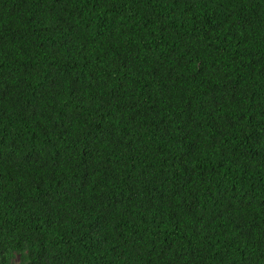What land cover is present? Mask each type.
I'll return each mask as SVG.
<instances>
[{
    "label": "trees",
    "instance_id": "16d2710c",
    "mask_svg": "<svg viewBox=\"0 0 264 264\" xmlns=\"http://www.w3.org/2000/svg\"><path fill=\"white\" fill-rule=\"evenodd\" d=\"M0 264H264V0H0Z\"/></svg>",
    "mask_w": 264,
    "mask_h": 264
}]
</instances>
